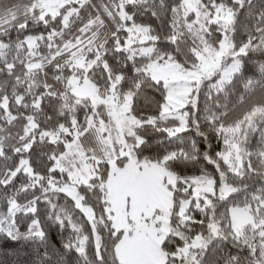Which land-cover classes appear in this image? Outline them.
Instances as JSON below:
<instances>
[{
    "label": "snow or ice",
    "instance_id": "obj_1",
    "mask_svg": "<svg viewBox=\"0 0 264 264\" xmlns=\"http://www.w3.org/2000/svg\"><path fill=\"white\" fill-rule=\"evenodd\" d=\"M0 264H264V0H0Z\"/></svg>",
    "mask_w": 264,
    "mask_h": 264
}]
</instances>
